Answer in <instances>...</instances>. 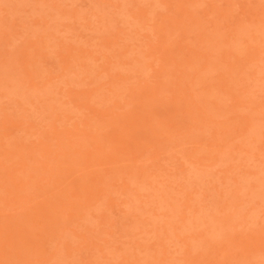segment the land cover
I'll return each mask as SVG.
<instances>
[{"label":"rangeland","instance_id":"1","mask_svg":"<svg viewBox=\"0 0 264 264\" xmlns=\"http://www.w3.org/2000/svg\"><path fill=\"white\" fill-rule=\"evenodd\" d=\"M0 264H264V0H0Z\"/></svg>","mask_w":264,"mask_h":264}]
</instances>
